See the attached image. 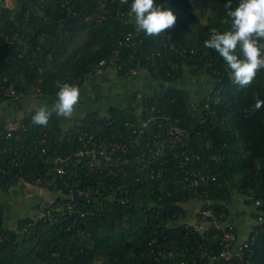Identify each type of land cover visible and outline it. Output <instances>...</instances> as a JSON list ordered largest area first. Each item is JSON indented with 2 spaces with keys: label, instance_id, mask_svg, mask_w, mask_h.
Wrapping results in <instances>:
<instances>
[{
  "label": "trees",
  "instance_id": "16d2710c",
  "mask_svg": "<svg viewBox=\"0 0 264 264\" xmlns=\"http://www.w3.org/2000/svg\"><path fill=\"white\" fill-rule=\"evenodd\" d=\"M11 1L0 0V50L1 41L6 49L0 52V104L22 101L35 107L23 115L24 124L0 125V164L7 170L0 174V186L24 181L53 196L15 224L5 220L0 206V264H264V107L252 112L256 98L264 100V69L250 87L240 88L219 54L204 46L212 29L229 28L224 23L228 0H154L176 15L168 31L177 47L193 50L187 59L172 48L158 52L165 34L150 38L140 32L138 45L120 44L136 26L132 13H121L132 0ZM231 3L234 10L239 0ZM117 48L121 68L95 66ZM131 67L137 73L128 71ZM108 69L126 83L144 82L138 87L141 95L135 90L132 100L177 118L201 159L181 167L179 156L167 154L161 177L121 164L122 152L90 166L87 155L77 154L80 131L105 126L107 120L124 128L142 113V107L138 111L114 98H100L97 108L72 123L55 113L46 127L32 123L40 106L51 108L56 100L57 81L99 94L104 84L97 77ZM200 76L211 79L200 95L180 84ZM148 82L161 85L144 88ZM56 155L65 158L63 176L54 170ZM198 169L216 178L192 186ZM78 189L88 196L74 199ZM236 199L253 221L243 238L230 221ZM209 209L213 213L202 218ZM217 223L232 228L238 242L247 239L242 253L221 254L223 230Z\"/></svg>",
  "mask_w": 264,
  "mask_h": 264
},
{
  "label": "built area",
  "instance_id": "2783aa9c",
  "mask_svg": "<svg viewBox=\"0 0 264 264\" xmlns=\"http://www.w3.org/2000/svg\"><path fill=\"white\" fill-rule=\"evenodd\" d=\"M121 13L130 15L131 5L125 11ZM133 14V13H132ZM134 18L135 15L133 14ZM140 41V32L137 31L136 26L133 30L129 31L125 38L120 41L121 45L130 44L132 46L138 45ZM160 45L163 46L159 48L158 52L161 53L162 50L168 48L175 49L176 52L181 53L184 58H191L193 55V50L188 51L185 47H177L175 42L172 40V33L168 30L165 32V37L162 38ZM3 48L0 50L1 53L6 52L5 43L1 41ZM120 48L115 49L108 57L103 58L95 64V66L104 65L106 63L118 64V67H122L121 64L117 63V58L120 55ZM177 66V65H175ZM128 71L132 73H137L136 67H131ZM141 95V92H139ZM17 99L18 97L15 96ZM142 113L138 121L127 120L125 122L124 128H117L113 125L112 120H107L104 125H95L89 129L82 130L78 134L79 141L81 142V148L77 151L80 156L87 155L89 165L94 167L99 165L105 158L111 159L115 157V154L120 152L122 155V162L128 163L133 166L141 167L145 174L150 177H161L166 169L169 159L167 154H174L179 156L180 166L184 167L191 158L201 159V154L198 151L192 149L190 140L186 135L185 128L178 123V119L174 118L172 115L165 112H160L155 109L154 106L142 105ZM12 122H8L7 126H10ZM20 124H24V119L22 118ZM154 125L153 128H150ZM12 127V126H10ZM11 135V131L8 132ZM71 139V136H68ZM44 142L43 139L39 141L38 144ZM36 147H39L38 145ZM45 151L46 149L43 148ZM42 151V147H41ZM65 158L56 155L54 170L60 175H64L67 172L66 163H64ZM16 160H12L11 163H15ZM133 165H132V164ZM114 166L119 165V162L115 161ZM7 173L6 167L0 164V174ZM197 177L190 181V185L198 186L200 183L207 184L211 179H215L214 174L203 173L200 169L195 171ZM40 182V180H38ZM78 192L83 194L81 189ZM87 193H91L88 191ZM86 197L88 194H84ZM260 204L261 201L257 200ZM72 204H69L71 206ZM207 213H213L212 210H204L205 218ZM261 218V216H260ZM216 226L221 227L223 230V249L221 254L225 257H230L234 252L242 253L244 246L248 245L247 239L238 242V235L233 229H227L224 225L217 223ZM26 226L24 227V229ZM0 238H2V233H0ZM213 252V251H212ZM206 253V251H203Z\"/></svg>",
  "mask_w": 264,
  "mask_h": 264
},
{
  "label": "clouds",
  "instance_id": "9594fccd",
  "mask_svg": "<svg viewBox=\"0 0 264 264\" xmlns=\"http://www.w3.org/2000/svg\"><path fill=\"white\" fill-rule=\"evenodd\" d=\"M127 4L128 0H120ZM229 28L223 32L212 29L204 46L215 50L224 60L230 78L240 88L252 85L257 73L264 69V0H239L233 10L231 0L225 4ZM131 12L139 32L150 38L163 36L175 27L177 17L173 11L155 4L154 0H132ZM56 100L51 108L40 106L32 116V123L46 127L53 113L58 118L71 119L79 103V89L69 83L57 81ZM264 107V100L256 98L252 112Z\"/></svg>",
  "mask_w": 264,
  "mask_h": 264
},
{
  "label": "crops",
  "instance_id": "0c3cea01",
  "mask_svg": "<svg viewBox=\"0 0 264 264\" xmlns=\"http://www.w3.org/2000/svg\"><path fill=\"white\" fill-rule=\"evenodd\" d=\"M100 79L104 85L103 88H100L99 94L97 93V90L93 92L89 87H84L79 90V103L75 106L72 118L64 119L65 124L72 123L74 118H78L86 111L97 108L98 104H96V101H99L100 98L102 101H109L114 98L116 101L121 102L123 106H131L138 111L141 109V104L134 102L132 96L135 90H140L138 87L142 89L140 86L144 82L134 79L132 82L126 83L120 79L112 69L105 70L103 74H100V76L97 77V80L101 82ZM149 80L152 79H148V81ZM210 80L211 79L207 76L196 78L185 77L180 81V84L192 86L195 94L200 95L208 88V86H210ZM154 85L159 86L161 84L158 82H148L144 88L151 89ZM95 93L98 94V97L99 95H101V97L95 99ZM33 107H35V104L33 106V103L31 102L23 103L22 101H9L0 104V125L4 122H12L10 126L17 127L20 124L23 115ZM19 182L20 183H17V185L12 187L0 186V206L2 207L3 216L9 224H15L17 218L25 214L35 213L36 204H38V202L47 201L48 198L50 199L53 196L50 191L43 188L41 185L30 184L24 181ZM195 207L196 204L191 205L190 213H196L197 208ZM245 208L246 206L243 201L236 199L235 205L231 207L230 214V221L240 230L242 238L250 231L253 223L247 211H244Z\"/></svg>",
  "mask_w": 264,
  "mask_h": 264
},
{
  "label": "water",
  "instance_id": "95a60500",
  "mask_svg": "<svg viewBox=\"0 0 264 264\" xmlns=\"http://www.w3.org/2000/svg\"><path fill=\"white\" fill-rule=\"evenodd\" d=\"M73 197H74V199H76V200H82V199L85 198V195H84V194H81V193H79V192H77V191H74V192H73Z\"/></svg>",
  "mask_w": 264,
  "mask_h": 264
},
{
  "label": "rangeland",
  "instance_id": "374dc122",
  "mask_svg": "<svg viewBox=\"0 0 264 264\" xmlns=\"http://www.w3.org/2000/svg\"><path fill=\"white\" fill-rule=\"evenodd\" d=\"M8 4H13L11 0H8ZM207 17H204V20H206ZM191 216L193 217V213H191Z\"/></svg>",
  "mask_w": 264,
  "mask_h": 264
}]
</instances>
